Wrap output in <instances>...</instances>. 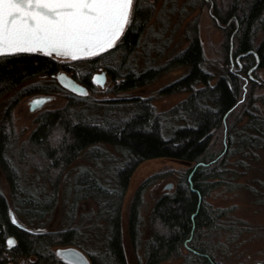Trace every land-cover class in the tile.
Masks as SVG:
<instances>
[{
    "label": "trees",
    "instance_id": "1",
    "mask_svg": "<svg viewBox=\"0 0 264 264\" xmlns=\"http://www.w3.org/2000/svg\"><path fill=\"white\" fill-rule=\"evenodd\" d=\"M240 8L237 25L235 20L234 23H229L230 30L238 26L235 54L254 49L260 57L259 65L264 67V37L260 43H256L257 32H264V0L246 2ZM235 9L233 6L229 14L222 18L223 22L228 21L227 17L230 19L236 14L233 12ZM153 13V5L148 0H134L130 23L117 43L92 57L62 59L41 52H22L0 57V100L34 77L68 70V65L61 62L63 60L72 61V65L79 69L86 67L88 74L83 78V83L87 88L95 86L89 74L99 67L106 68L114 81L118 82L115 92L134 89L154 80L167 65L169 67L182 64L190 67L189 72L176 82L187 86L190 94L167 113L181 119L182 125L175 127L170 133L165 132L161 129L162 114L153 117L147 105L140 111L133 109L132 116L123 122L124 118L119 120L108 117L107 114L112 113L109 107L94 106L87 101L86 96L70 94L64 108L45 110L38 115L37 126L29 137L32 156H39L47 172L51 171L55 175L51 179L53 191L39 197L25 188L18 169L9 156L15 135L12 123L13 107L22 95L54 90L34 86L19 92L23 94L12 95L8 100L10 104L4 112L7 124L3 123L0 130V166L11 185L16 207L28 217L42 219L56 204L62 171L81 152L99 142L111 143L118 150H122L128 160L120 170L118 178L113 177L111 184H103L89 169L76 174L71 213L77 210L82 200L93 199L97 204V211L94 220L91 217L89 219L93 222L106 221L108 230L105 248L91 253L93 264H128L122 243L121 207L131 168L144 159L154 157H172L187 161L190 167L180 176L175 189L160 195L151 210L145 264H159L180 257L184 247L187 248L188 255L183 264H215L210 246L200 242V238L204 230L214 227L220 214L213 215L205 198L211 191L225 184L229 174L236 173L237 170L231 166L245 167V159L257 160L258 151L264 150V93L256 96L254 91H250L241 100L244 89L242 78L228 69L211 84L213 74L204 67L202 44L198 37L172 57L166 66H151L137 71L129 57L139 47ZM117 57H120L119 60ZM244 59L249 63L244 70L247 72L248 67L256 60L253 54L246 55ZM197 82L203 86L195 88L194 84ZM241 102V117L234 127L232 124L229 128L226 126L225 151L223 152V148L217 154L212 144L215 130L222 127L224 118L226 124L230 122L235 108ZM233 106L235 107L230 110ZM100 108H104L107 113L103 114ZM199 162L204 164L195 167ZM155 178L158 176H153L138 187L130 204L128 231L135 246L141 236L140 209L143 196ZM9 206V201L0 188V220L9 221ZM77 228H66L57 232H19L18 253L35 254L50 264L53 261L49 249L51 245L73 243L80 246L82 233L78 234ZM0 264L5 263L0 261Z\"/></svg>",
    "mask_w": 264,
    "mask_h": 264
},
{
    "label": "rangeland",
    "instance_id": "2",
    "mask_svg": "<svg viewBox=\"0 0 264 264\" xmlns=\"http://www.w3.org/2000/svg\"><path fill=\"white\" fill-rule=\"evenodd\" d=\"M148 1L154 8L153 16L142 36L139 47L129 57L137 71L151 66H166L172 57L187 48L192 39L198 37L202 44L204 67L213 74L211 84H214L218 77L228 69L231 72L239 73L242 78L244 89L241 100H244L250 91H254L256 96L264 93V67H257L250 72L255 80H251L246 72L243 73L239 70L240 66L237 60L239 59L241 64H244L245 60L242 57L236 58L234 53L238 41L237 30L234 27L231 30L229 28V23H234V20L237 25L238 16L241 14L239 7H243L246 2L251 0ZM233 6L236 8L233 12L237 15H232L230 19L227 17L228 21L223 22L222 18L229 14ZM263 37L264 32L261 30L257 34L256 43H260ZM119 58L117 57V60ZM61 62L68 65L66 72L69 75L83 83V78L88 74L85 66L84 69H79L76 65H72V61L63 60ZM167 66L154 80L121 92L114 91L118 82L114 81L106 68L99 67L89 76L92 77L96 72L106 71L105 85L101 86L95 83L93 88H88V93L84 96L94 106L109 107L112 113L107 114L108 117L119 120L124 118L123 122L132 116L133 109L136 108L140 111L147 105L153 117L162 114L161 129L170 133L175 127H180L182 122L181 119L167 113L190 94L187 86L176 81L184 77L190 67L182 64ZM194 85L195 88L203 86L199 82ZM34 86L54 90L22 95L13 107L12 123L15 135L13 146L9 149V156L18 169L25 188L32 194L41 197L49 195L53 191L51 179L55 175L53 176L51 171L47 172L39 156H32L29 149V137L37 126V117L41 112L64 108L70 94H79L63 87L55 74H42L34 77L16 87L8 96L0 100V130L3 123L7 124L4 112L10 104L8 100L12 95L23 94L19 92ZM39 95H50L52 99L43 107L32 111L30 101ZM241 104L242 102L235 108L230 122L226 124L225 121L222 127L215 130L212 139L215 153L218 154L224 148L227 137L226 126L229 128L232 124L234 127L238 118L241 117L239 113ZM103 109L100 108V111L106 114L107 111L104 112ZM261 109L263 110V106ZM4 127L6 128L5 125ZM258 154L257 160L245 159V167L231 166L237 170L236 173L229 174L225 180L226 183L211 191L205 198L213 215L220 214L214 227L204 230L200 238V242H205L210 246L215 264H264V150L258 151ZM127 160L128 158L122 150H118L108 142H99L81 152L62 171L56 204L42 219L28 217L22 213L19 207H16L11 185L1 166L0 188L19 221L32 231L57 232L66 228L78 227L77 232L78 234L82 233V238L79 240L80 246L77 247L88 256L92 252L94 254L95 251L105 248L106 234L108 233L107 223L104 220L93 222L97 211V204L93 199L82 200L77 210L71 213V202L75 194V176L80 171L89 169L103 184L108 185L111 184L113 177L118 178L119 172L124 168ZM188 167H190V163L184 160L172 157H154L144 159L131 168L121 207L122 243L128 264L146 263L151 210L160 195L175 189L178 179ZM153 176H158V178L154 179L144 193L140 209L141 236L138 245L135 246L128 231L130 204L138 187ZM90 217L93 220L89 219ZM59 245L63 246L64 244H54L53 250L56 251L58 247H61ZM187 255L188 250L184 247L182 256L159 264H183ZM25 259L32 261L34 257ZM22 262V259H18L17 262L9 261L5 264H22Z\"/></svg>",
    "mask_w": 264,
    "mask_h": 264
},
{
    "label": "snow or ice",
    "instance_id": "3",
    "mask_svg": "<svg viewBox=\"0 0 264 264\" xmlns=\"http://www.w3.org/2000/svg\"><path fill=\"white\" fill-rule=\"evenodd\" d=\"M134 0H0V57L36 52L96 55L130 23ZM76 89H73L75 91ZM86 94V92L82 93ZM41 101L33 102L34 106ZM13 223L16 221L13 219ZM8 247L14 240L6 241Z\"/></svg>",
    "mask_w": 264,
    "mask_h": 264
},
{
    "label": "flooded vegetation",
    "instance_id": "4",
    "mask_svg": "<svg viewBox=\"0 0 264 264\" xmlns=\"http://www.w3.org/2000/svg\"><path fill=\"white\" fill-rule=\"evenodd\" d=\"M252 1L253 0H251L250 2H252ZM262 16L264 17V8L262 10ZM237 27H236V30H237ZM259 31H261V30H259ZM258 32H257V34H258ZM236 48H237V45H236ZM236 48H235V52H236ZM248 54H253L256 61L251 66L248 67V70H247L246 74L248 75V77L251 80H255V78L250 74V72L252 70L256 69L257 67H261L259 65L260 57L257 54V52L254 49H251V50H248L246 52L239 53L237 55L235 54V56H236L237 59L241 58V57L244 59L245 56L248 55ZM240 62L241 61H239V59H238L237 63L240 66L239 70L244 73V70H245L244 67L249 65V63H248V61L247 62L245 61L244 64H241ZM243 65H244V67H243ZM92 80H93V76H92ZM93 82H94V80H93ZM1 213L2 212H1V208H0V215H1ZM8 216H9V221H4L3 219L0 220V261L1 262L4 261V263H8L9 261L10 262L11 261L17 262L18 259H22L23 260L22 264H47L44 261V258H39L35 254L28 255L26 253H23V254L19 255L18 249H17V247H18V245L20 243L19 232H21V233L22 232L36 233V232L32 231L31 229L27 228L23 223H21L19 221V219L17 218L16 214L14 213V211L10 208V206L8 208ZM14 217H16V220H15L16 223H13ZM9 239L14 240L16 242L15 246H13V247H8L7 246L6 241L9 240ZM63 244H64L63 246L59 245L61 247H58L56 249V251L53 250V247H52L54 244L49 247V249L51 251L50 256H52L51 259L53 260L52 263H50V264H76V263H74L72 261L64 259L59 254V250L60 249H64V248H69V247H76L77 249H79L77 247L78 245L73 244V243H63ZM79 250L82 251L81 249H79ZM83 254L89 260V264H93L91 255L88 254V256H87L85 254V252H83ZM32 257H34V260H32V261H27L25 259V258H32ZM48 259H50V257H48Z\"/></svg>",
    "mask_w": 264,
    "mask_h": 264
},
{
    "label": "water",
    "instance_id": "5",
    "mask_svg": "<svg viewBox=\"0 0 264 264\" xmlns=\"http://www.w3.org/2000/svg\"><path fill=\"white\" fill-rule=\"evenodd\" d=\"M126 27L124 28L123 30V33L125 31ZM122 33V34H123ZM122 34L119 36V38L122 36ZM118 38V39H119ZM115 40L114 44L118 41ZM114 46V45H113ZM38 47H41L42 50L40 51H36V52H41L43 54H46V52L49 50V49H46V48H43L42 46H38ZM107 49L109 48H106L105 50H100V49H93V51L97 52V54L99 53H102L104 51H106ZM96 54V55H97ZM53 56L55 57H58V58H62V59H72L71 55H59L57 54L56 52H54L52 54ZM75 55L77 56V59L78 58H84V57H92V56H95V55H87L86 53L84 52H76ZM58 82L63 86L65 87L66 89L70 90L71 92H74V93H77L79 95H87L88 93V88L86 85H84L83 83L79 82L77 79H75L73 76L69 75L66 71L64 70H61L59 71L58 73L55 74ZM93 80L95 83H98L100 84L101 86H104L105 85V82L107 80V73L106 71H101V72H96L94 75H93ZM73 89H76L75 91H73ZM86 92V94H82ZM52 99V97L50 95H39V96H36L34 97L31 101H30V109L32 111L38 109V108H41L43 107L48 101H50ZM41 101V104L40 105H37V106H34L33 105V102L34 101ZM235 106H233L230 110H232ZM229 110V111H230ZM228 111V112H229ZM227 112V113H228ZM226 113V114H227ZM225 114V115H226ZM225 118H224V122H225ZM225 151V148L223 150V152ZM222 152V153H223ZM199 164H204V162H199L195 165V167ZM190 177V176H189ZM191 188L193 189V186L191 185ZM14 220H16V217H14ZM59 254L66 260H69V261H72L76 264H89V260L87 259V257L83 254L82 251H80L79 249H77L76 247H69V248H64V249H60L59 250Z\"/></svg>",
    "mask_w": 264,
    "mask_h": 264
}]
</instances>
